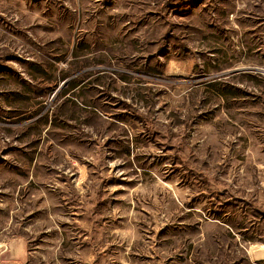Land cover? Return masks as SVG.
<instances>
[{
	"label": "rangeland",
	"instance_id": "obj_1",
	"mask_svg": "<svg viewBox=\"0 0 264 264\" xmlns=\"http://www.w3.org/2000/svg\"><path fill=\"white\" fill-rule=\"evenodd\" d=\"M0 264H264V0H0Z\"/></svg>",
	"mask_w": 264,
	"mask_h": 264
},
{
	"label": "trees",
	"instance_id": "obj_2",
	"mask_svg": "<svg viewBox=\"0 0 264 264\" xmlns=\"http://www.w3.org/2000/svg\"><path fill=\"white\" fill-rule=\"evenodd\" d=\"M29 65H30V68H33L35 71H37L39 73H44V68H43L44 66L41 63L31 62ZM27 74H28V78L30 79V81L23 80V82L28 89L33 90L34 84H32V82L36 81L37 77H35L34 74L30 73L29 71L27 72ZM78 83H79V81L76 80V81H70L68 84L72 88H75ZM12 93H13V95H20L21 94L19 92H12Z\"/></svg>",
	"mask_w": 264,
	"mask_h": 264
}]
</instances>
